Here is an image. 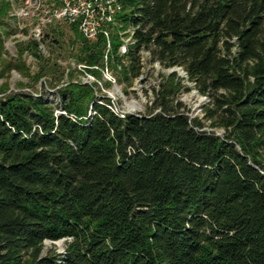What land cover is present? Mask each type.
Wrapping results in <instances>:
<instances>
[{
    "label": "trees",
    "instance_id": "obj_1",
    "mask_svg": "<svg viewBox=\"0 0 264 264\" xmlns=\"http://www.w3.org/2000/svg\"><path fill=\"white\" fill-rule=\"evenodd\" d=\"M121 5L135 41L123 57L117 28L108 54L62 21L43 41L67 25L75 63L97 77L139 76L149 50L208 98L203 117L175 102V72L145 114L114 112L96 83L69 81L56 103L0 92V264H264V0Z\"/></svg>",
    "mask_w": 264,
    "mask_h": 264
},
{
    "label": "rangeland",
    "instance_id": "obj_2",
    "mask_svg": "<svg viewBox=\"0 0 264 264\" xmlns=\"http://www.w3.org/2000/svg\"><path fill=\"white\" fill-rule=\"evenodd\" d=\"M43 5L51 0H42ZM34 0H0V92H37L44 91L45 99L58 102L54 89L66 85L69 81L85 84H97L98 94L110 101V107L118 114H145L152 106L155 92L159 90L163 75L175 72L181 88L175 97L184 107L190 118H202L208 106V98L201 95L194 83L187 80L179 68L165 69L152 59L151 52L144 50L140 54L141 69L137 77L122 75L119 66L91 67L97 70L99 77L88 73L84 65L76 64L72 34L65 24L57 27L62 35L50 37L57 43L44 40V33L49 27L36 25V14H33ZM49 33V32H48ZM36 42L33 51L32 43ZM44 59H38L34 53ZM46 63V64H45ZM127 63L126 59L122 60ZM45 64V65H44ZM61 74V75H60ZM98 95L97 99H100ZM174 102V103H175ZM204 130L222 136L219 128H211L208 122ZM54 246L56 251L63 249V243L46 241L45 248Z\"/></svg>",
    "mask_w": 264,
    "mask_h": 264
},
{
    "label": "built area",
    "instance_id": "obj_3",
    "mask_svg": "<svg viewBox=\"0 0 264 264\" xmlns=\"http://www.w3.org/2000/svg\"><path fill=\"white\" fill-rule=\"evenodd\" d=\"M33 14H36L37 27H46L57 21L75 25L80 34L89 42H95L100 36L105 41V53L111 49L110 35L117 28L120 44L117 54L123 57L129 47L135 43L133 29L129 25L122 29L117 16L122 10L121 0H51L43 5L42 0H34ZM61 242V241H60Z\"/></svg>",
    "mask_w": 264,
    "mask_h": 264
}]
</instances>
